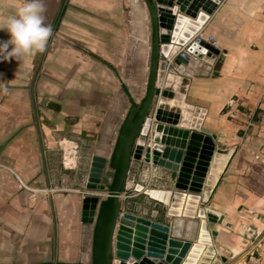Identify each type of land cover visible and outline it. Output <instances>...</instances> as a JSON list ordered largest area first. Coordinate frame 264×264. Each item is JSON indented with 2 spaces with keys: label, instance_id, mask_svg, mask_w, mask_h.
Segmentation results:
<instances>
[{
  "label": "crops",
  "instance_id": "1",
  "mask_svg": "<svg viewBox=\"0 0 264 264\" xmlns=\"http://www.w3.org/2000/svg\"><path fill=\"white\" fill-rule=\"evenodd\" d=\"M19 2L0 0V20ZM45 9V51L0 61L8 87L0 92V264H91L95 214L84 213V197L105 191L87 188L90 163L110 154L124 98L135 102L126 80L148 77L151 22L142 0H45ZM201 30L221 52L173 74L164 109L173 125L195 122L216 135L193 208L217 212L209 226L218 235L197 264H252L246 245L264 232V0H223ZM61 141L72 166L62 163ZM137 167L126 187L146 180ZM152 178L150 189L175 191L168 171ZM149 197L123 198V211L196 242L199 217L172 215L170 203Z\"/></svg>",
  "mask_w": 264,
  "mask_h": 264
},
{
  "label": "water",
  "instance_id": "2",
  "mask_svg": "<svg viewBox=\"0 0 264 264\" xmlns=\"http://www.w3.org/2000/svg\"><path fill=\"white\" fill-rule=\"evenodd\" d=\"M222 1L142 0L151 22L146 88L141 101L132 102L128 107L110 154H96L91 159L87 188L106 192L105 196L84 197V213L95 214L91 264H197L203 252L214 244L218 231L211 230L209 222L217 219V212L193 207L204 188L216 150V135L195 122L191 129L173 125L165 116V104L159 106L153 122L151 109L161 93L157 84H163L162 97L167 98L171 89L168 79L173 74L188 75L201 62L213 64L209 58L214 55L205 48L208 43L194 35ZM185 18L189 20L187 30L181 32L178 23ZM192 38L195 40L188 46ZM184 46L186 50L178 52ZM172 58L174 66L170 68ZM133 161L153 164L158 170L172 174L175 191H171L167 203H170L169 211L172 215L201 219L196 242L175 237L167 224L123 211L122 191ZM145 194L150 196L148 191ZM175 203L183 212L172 210ZM173 244L182 245L178 260L172 255Z\"/></svg>",
  "mask_w": 264,
  "mask_h": 264
},
{
  "label": "clouds",
  "instance_id": "3",
  "mask_svg": "<svg viewBox=\"0 0 264 264\" xmlns=\"http://www.w3.org/2000/svg\"><path fill=\"white\" fill-rule=\"evenodd\" d=\"M45 10V0H20L12 12L0 20V31L8 34L7 39H0V61L22 63L45 51L52 32L46 23ZM0 92H8L2 81Z\"/></svg>",
  "mask_w": 264,
  "mask_h": 264
},
{
  "label": "built area",
  "instance_id": "4",
  "mask_svg": "<svg viewBox=\"0 0 264 264\" xmlns=\"http://www.w3.org/2000/svg\"><path fill=\"white\" fill-rule=\"evenodd\" d=\"M194 38H201L203 39L206 43H208V47H205L209 52H211L214 56H218L220 54V49L217 46L216 43V39L213 36H206L203 33V30H200L198 34L195 35ZM194 38H192L187 45L189 46L193 40H195ZM210 47H212V49H210ZM186 46L182 47L178 52H183L186 50ZM206 56V55H205ZM174 58L169 60V66L170 68L174 66ZM158 88H160L161 93L159 95L156 96L157 100V107L156 110L154 112L153 117H152V121H155V116L157 113V110L159 108V104L161 103V97H162V91H163V84L159 85L157 84ZM150 138L152 136V134H149ZM67 142L65 141H61L60 143V148L62 149L63 152V164L65 166H72L73 165V159H72V149L71 146L66 144ZM134 162V161H133ZM137 163H143L142 161L138 162L135 161ZM144 164V163H143ZM157 167L154 166L153 164H144L142 165V171L143 172H147L146 173V180H141V182H138L135 186L134 184L131 186H127L125 184V190L122 191V199L125 198H130V197H136L139 196L142 191H144L143 193L145 194L146 189L150 188V185L152 184V176H153V172L157 171ZM127 183V181H126ZM134 186V187H133ZM50 191H52L50 189ZM102 196H105V193H101ZM246 251L248 252L249 256H250V262H252V264H264V232L262 233L261 236H259V238L251 239L248 241V244L246 245Z\"/></svg>",
  "mask_w": 264,
  "mask_h": 264
},
{
  "label": "rangeland",
  "instance_id": "5",
  "mask_svg": "<svg viewBox=\"0 0 264 264\" xmlns=\"http://www.w3.org/2000/svg\"><path fill=\"white\" fill-rule=\"evenodd\" d=\"M132 77H136V78H133V80H126L125 84H127V88L131 91V95L129 94V96L131 97L132 101H141V99L143 98L144 96V92H145V88H146V82H147V79L145 78L144 81H141L138 77V73L135 72L134 73V76L132 75ZM125 102H124V115H125V112L129 106V104L131 102L128 101V98L125 97L124 98ZM165 99L164 97H161V103L159 104V106L163 105V103L165 104ZM163 102V103H162ZM157 100L154 101V104L152 106V109H151V116L153 117L152 114H154L155 110H156V107H157ZM166 106V105H165ZM156 122V120H155ZM138 164V167L137 169L141 170L142 171V165H144L143 163H137ZM144 191H142L141 195L143 196H146L147 198L149 197L148 195L144 194L143 193ZM150 198V197H149ZM148 198V199H149ZM180 200H183V197H181ZM182 202V201H181ZM161 208H165V205L163 203L160 204ZM176 208L178 207V204L175 206ZM181 211L182 209L180 208V206L177 208V211Z\"/></svg>",
  "mask_w": 264,
  "mask_h": 264
},
{
  "label": "bare ground",
  "instance_id": "6",
  "mask_svg": "<svg viewBox=\"0 0 264 264\" xmlns=\"http://www.w3.org/2000/svg\"><path fill=\"white\" fill-rule=\"evenodd\" d=\"M188 21L189 20L187 18L181 19L180 22L178 23V27H177L178 30H180L181 32H185L187 30V22ZM146 191H148V194H150V196H152L153 198H155L157 200H160V201L166 202V203H168L170 201L169 200L170 196H169L168 192H165V191L162 192L161 190H153L150 188L146 189ZM180 199H181V197H180ZM175 204H178V203H175ZM174 209L177 211L176 207H174ZM178 212H182V210L181 211L178 210ZM172 249H173V251H172L173 258L178 260L180 258V252L182 250V245H174L173 244Z\"/></svg>",
  "mask_w": 264,
  "mask_h": 264
}]
</instances>
